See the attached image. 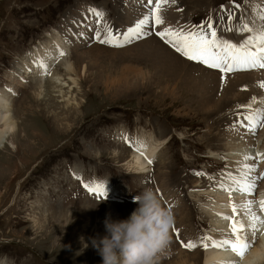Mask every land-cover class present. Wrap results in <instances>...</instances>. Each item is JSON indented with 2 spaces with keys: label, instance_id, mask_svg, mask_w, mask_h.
I'll list each match as a JSON object with an SVG mask.
<instances>
[{
  "label": "rangeland",
  "instance_id": "1",
  "mask_svg": "<svg viewBox=\"0 0 264 264\" xmlns=\"http://www.w3.org/2000/svg\"><path fill=\"white\" fill-rule=\"evenodd\" d=\"M254 2L176 0L175 4L165 6L166 12L162 14L169 15L173 22L181 20V16L194 28L196 23V27L203 25L206 29L211 21L218 36L225 38L237 33L226 30L229 13H235L232 25L239 24L241 16L251 24L250 7ZM236 4L241 7L237 9ZM138 7L146 9V0H0V92L9 98L12 112L19 120L24 115L26 121L21 125L27 133L33 129L37 136L29 142L21 140L22 151L18 153L14 154L9 147L4 152L0 150V166L6 169L0 173V264H103L99 253L87 245L93 237L95 219L104 216L112 198L113 205L123 214L132 205H136L132 209L138 207L134 198L145 189L159 196L156 179L163 161L175 160L174 171L180 173L184 169L188 172L190 166L191 171L197 169L203 173V178L220 177L225 163L206 158L207 147L215 148L218 140L208 135L201 138L206 129L199 113L195 117L176 115L175 103L169 99L159 102L161 92L157 88L147 86L130 92L122 90L120 84L111 89L104 85L108 77L120 75L121 66L128 61L115 62L114 57L123 49L114 50L98 43L96 32L103 33L111 26L114 33H124L131 27L128 13ZM91 8L103 11L104 21L97 22L98 18L89 11ZM169 9L173 12L168 13ZM240 10L244 13L236 17ZM54 35L64 38L71 47L68 59L76 72L69 74L62 64L57 65V71L78 78V88L72 90L82 99L78 109L41 97L33 79H11L14 72L23 69L21 66L34 67L36 52L54 43L50 39ZM73 35L81 43L76 49L72 46L76 42ZM150 38L155 39L154 30L123 47L140 41L134 44L139 50L143 47L141 42ZM129 53V60H135L154 76L157 69L146 57L160 62V51L152 47ZM187 61L182 66L178 63L177 71L192 79L201 72L195 66H202ZM36 65L41 68L40 64ZM239 91L248 93L245 99L253 96L248 92L249 87H239ZM232 110L226 113L230 119L237 113L232 114ZM220 115L211 121H220ZM165 129L169 132L168 144L164 154L153 160L152 172L147 175L128 170L125 163L138 139L150 133L154 139H160ZM125 137L131 143H125ZM209 169L217 171V176ZM96 183L105 185L106 198L97 197L85 188V184ZM186 201L189 203L187 197ZM192 203L193 226L202 237L204 218L198 205ZM178 232L179 229L170 231L175 236Z\"/></svg>",
  "mask_w": 264,
  "mask_h": 264
},
{
  "label": "bare ground",
  "instance_id": "2",
  "mask_svg": "<svg viewBox=\"0 0 264 264\" xmlns=\"http://www.w3.org/2000/svg\"><path fill=\"white\" fill-rule=\"evenodd\" d=\"M151 7V5H148L146 9L138 7L132 13H128L130 26H134L138 19L143 18V16L150 11ZM250 8V16L254 19L256 17V11L253 9H256L257 11L264 10V0H255ZM167 12L172 13L173 11L169 9ZM243 13V10H240L236 17L241 16ZM162 15L166 22L165 25L156 27L151 25L146 26L145 31L147 33L152 30L155 32L162 30L165 26H171L175 29L184 28L187 30H196L195 28H197L196 23L194 24L195 28L191 27L183 21L181 16V20L173 22L169 15ZM233 21H235V19ZM214 27L217 29L216 26ZM233 30L235 31V28ZM247 35L249 34L236 33L232 35V37L227 36L223 39L238 44ZM145 36H147V34L143 37ZM76 37L77 35H73V39L76 41L74 42V45H72L74 49L78 48L81 44ZM50 39H54V43L52 42L47 46H44L43 50L38 49L36 52L34 57V67L29 69V67H27L28 64L24 67L21 66L20 69H23L18 73L14 72L11 79L14 81L15 78H21L23 81L33 79L37 83L38 93L41 97L52 98L58 102H65V106L74 105L76 109H78L81 107L82 99L78 98L77 93L74 94L72 92L74 88H78V78L59 74L57 71V65L62 64V67L68 71L69 74H74L76 72L71 60L68 59L71 47H69L66 41H63L64 38L61 39L59 36L54 35L53 37H50ZM138 43H140V41L132 43V45L127 46L126 48L113 47L114 50L123 49L114 57V61L116 62L118 60L127 59L126 61H128V64L121 66L122 72L120 75L108 77L104 82L105 87L111 89L115 85L120 84L119 87L124 88L122 90L126 89L131 92L138 88L144 89L145 87L150 86L154 89H159L161 92L159 97V102L161 100L160 103L167 102L169 99L176 104V115L182 117H195L198 115L197 113H199L200 116L203 117L202 120L204 121L202 122H205L206 129L205 136L203 135L201 137L200 135V137L205 138L206 135L212 137L216 136V139L218 140L217 145L215 143V148L210 145L207 147L209 153L206 158H214V160L219 163H225L224 168L219 173L220 177L217 176V171H214V167V170L209 169V171L213 170L215 177L217 176L216 180L196 175V173L200 171L197 169L191 171V168H189L190 166L188 167V172L186 169L182 170L181 173L177 170L174 171L177 169V162L175 160H169L168 162L163 161L159 164L160 174L156 179L159 198L161 199L162 206L170 210L173 215L174 224L171 230H173V228L176 230L179 229V234H176L177 236H175L170 233L171 239L165 248L158 254L157 264H220L222 261L230 260L236 261V264H242V261L249 258L250 254L253 253L256 254L254 264H264V225H258L259 231L257 233V239L243 260L236 257L230 250L214 248L206 250L200 246L196 249L189 250L182 247L181 242H177L179 240L187 243L190 240L198 241L201 238L198 232L196 233L193 226L194 223L192 218L194 213L191 202H193L192 204L194 206L198 205L201 217L204 218L201 223L204 229V235L210 236L216 240H221L229 236V221L224 220L222 216L232 215L230 206L231 202L236 203L237 210L240 213L238 218L243 220L247 226L249 220L248 217L244 215L245 209L243 204L247 200H254L256 195L259 194L262 196L259 201L264 199V180L258 181L257 190L252 195L233 192L230 198L229 193L219 187L221 184H224L226 187L233 186V182L228 178V173L235 175L238 179L241 178L242 164L245 162L243 158L245 156L255 157L258 152L264 153V128L258 129L254 137L248 134L244 128H239L238 130H233L231 128V125L234 124L238 118V113L247 114L249 112V109L240 108L238 105L251 104L252 110L264 108V88L259 86L260 82H264V69L228 73L225 80L222 82L221 77L224 74L216 69H210L205 65L192 61L194 64L202 66H195V69L197 71L200 69L201 72L197 74L195 73L193 78L191 77L192 79H187L177 71L178 63L182 66L187 59L177 53L157 35H155V39L150 38L149 40L141 42L143 47L139 50L136 48ZM152 47L161 52L160 62L146 57L148 60L152 61L155 69H157L154 76H152L150 71H144L140 68L135 60H129L131 54L129 52H138L143 48ZM61 51L65 52L66 55L61 57ZM146 58H144V61ZM41 62L47 65L50 75L44 74L43 69L36 65ZM83 72H85L84 67ZM46 84L49 85V89ZM239 87H241V89H247L249 87L248 92L253 96L245 99V94L248 93L240 92ZM253 97L256 98L255 103H253ZM229 108L231 110L233 109L231 112L232 114L237 112L230 116L231 119L226 114L228 110H230ZM12 109L13 105L9 98L5 97L4 92H0V150L4 152L9 147L15 154L22 151L21 140H23V142H29L37 136L35 131L33 132V129L30 132L31 134L27 133V129L21 125L23 124V121H26L24 115L23 118L19 120L17 116L13 114ZM219 115L222 117L220 121H211L213 117ZM54 118L56 119L57 117ZM239 118L243 119L242 116ZM19 133H21V136ZM150 134H144L138 139L137 145L133 149L130 159L125 163L128 170L148 175V173L152 172L151 167L155 162L153 160L156 159L158 155L162 153L164 154L169 138V132L167 129L162 132L160 139H154ZM127 139L130 141V138L127 137ZM125 143L129 144L126 141ZM140 143L145 145V147L140 149V151H137V147H139ZM141 151L143 152V155H141ZM206 158L203 160L205 161ZM149 159L152 160L153 163L149 164ZM256 162L257 161H247L249 164ZM258 168L259 170L264 171V160L258 161ZM4 170L6 169L3 168V166H0V173H5ZM258 174L259 173L256 172L253 175ZM184 184L187 185L186 190L184 189ZM186 197L189 199V203L186 201ZM111 200L112 201H110L105 207L104 216L95 219L92 228L93 237L89 240L87 245V248L95 250L96 252L98 251L93 246L92 241L93 239L99 240L107 235L104 224L105 219L108 217L113 221L127 219L136 209L130 208L136 206L132 205L129 207L128 211L121 214L113 205V202L115 201L114 198ZM257 206L258 201H254L252 205L253 211L264 220L263 215L261 216L260 207ZM249 239H251L250 234Z\"/></svg>",
  "mask_w": 264,
  "mask_h": 264
},
{
  "label": "snow or ice",
  "instance_id": "3",
  "mask_svg": "<svg viewBox=\"0 0 264 264\" xmlns=\"http://www.w3.org/2000/svg\"><path fill=\"white\" fill-rule=\"evenodd\" d=\"M146 3L152 6L150 11L143 18L138 19L134 26L129 27L122 34L114 33L111 26H108L103 33L96 32V41L102 45L123 47L133 40L142 38L148 34L145 31L146 26L165 25L166 22L162 12L165 10V6L175 4L176 0H146ZM235 7L239 9L241 6L236 4ZM253 10L256 11V17L251 24L244 16H241L240 23L232 25L231 21L235 19V13L230 12L228 15L229 26L226 29L227 31L231 32L235 28V31L239 34H249L238 44L219 37L211 21L207 24L206 29L203 25L198 26L196 30L175 29L171 26H165L162 30L156 31L155 35L187 60L200 63L210 69H216L224 74L221 77L223 82L228 73L264 69V10ZM89 11L98 18L97 22L104 21L106 14L103 11L94 8L89 9ZM64 55L66 53L61 51L60 56L63 57ZM39 66L43 69L44 74L50 75L46 64L41 62ZM259 86L264 88V82H260ZM255 102L256 98L253 97V103ZM238 107L247 108L249 112L247 114L238 113V118L231 125V128L233 130L244 128L248 134L254 137L258 129L264 128V108L252 110L251 104L238 105ZM240 116L243 119H240ZM125 141L131 143L127 137H125ZM144 147L145 145L140 143L137 151ZM141 155H143L142 151ZM243 160L245 162L242 164L241 178L238 179L235 175L228 173V178L233 182V186L219 185L221 189L229 193L230 198L233 192L246 195L254 194L257 190L258 181L264 180V171L258 168V161L264 160V153L258 152L255 157L245 156ZM247 161L257 162L249 164ZM148 163L151 164L153 161L149 159ZM256 172L259 174L253 175ZM196 175H203V173L197 172ZM85 188L97 197H107L106 187L103 183L85 184ZM253 203L254 200L250 199L243 204L244 215L249 220L247 226L243 220L238 218L240 213L237 210L236 203L231 202L232 215L222 216L224 220L229 221V236L216 240L204 235L198 241L190 240L187 243L181 241L182 247L189 250L196 249L198 246L206 250L209 248L230 250L236 257L243 260L257 239L258 225H264V220L253 211ZM259 207L260 211L264 212V199L259 201ZM173 231L176 232L177 230L173 228ZM249 234L251 239H249ZM220 264H236V261H222Z\"/></svg>",
  "mask_w": 264,
  "mask_h": 264
},
{
  "label": "clouds",
  "instance_id": "4",
  "mask_svg": "<svg viewBox=\"0 0 264 264\" xmlns=\"http://www.w3.org/2000/svg\"><path fill=\"white\" fill-rule=\"evenodd\" d=\"M134 202L138 207L127 219L106 218L107 235L93 239L103 264H157L158 253L169 243L174 218L158 194L145 189ZM255 255L250 254L242 264H254Z\"/></svg>",
  "mask_w": 264,
  "mask_h": 264
}]
</instances>
